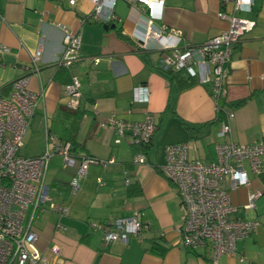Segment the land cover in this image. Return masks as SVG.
Masks as SVG:
<instances>
[{"label":"crops","instance_id":"0c3cea01","mask_svg":"<svg viewBox=\"0 0 264 264\" xmlns=\"http://www.w3.org/2000/svg\"><path fill=\"white\" fill-rule=\"evenodd\" d=\"M92 6L90 0H77L73 6L68 0H0V43L8 48L0 53V96L7 97L11 82L24 75L30 76L29 89L43 90L23 135L32 131L42 138L41 152L31 156L44 152L46 134L51 133L70 139L77 156L114 160L105 166L90 164L79 189L71 193L74 168L63 167L58 154L50 157L45 176L50 201L66 206L68 214L61 215L49 205L36 211L31 225L37 235L36 248L48 264H264V171L249 173V184L237 189L230 190L224 181L237 206L236 216L256 219L259 224L237 241L235 256L216 258L208 245L192 249L179 244L183 210L173 183L162 172L167 144L185 142L190 157L216 161V144L264 141V0H255L250 12L240 13L256 23L232 46L225 95L218 109L208 84L183 72L159 68L161 55H170V50L160 51L155 42L149 48L137 45L132 34L144 28V6L116 0L117 20L108 27L89 16ZM220 10L231 12L232 3L164 0L157 25L179 30L183 44L197 45L227 27L217 16ZM59 25L80 33L77 66L56 64L63 47ZM38 50L39 69L33 72L31 57ZM72 74L80 82L81 100L76 109L67 106L64 90ZM138 85L148 87L147 102L132 101V89ZM229 111L234 112L230 133L219 135L220 123ZM146 113L154 117L156 129L145 146L134 145L128 129L120 136L112 127L101 125L113 115L135 122ZM139 150L146 156L145 163L134 161ZM258 190L262 194L254 208H245L248 195ZM133 213L144 227L127 243H105L101 233L88 225L91 220ZM152 242L159 247L151 250ZM53 246L59 248L58 254L52 253Z\"/></svg>","mask_w":264,"mask_h":264},{"label":"built area","instance_id":"2783aa9c","mask_svg":"<svg viewBox=\"0 0 264 264\" xmlns=\"http://www.w3.org/2000/svg\"><path fill=\"white\" fill-rule=\"evenodd\" d=\"M77 0H68L71 6ZM92 9L89 16L94 20L109 23L117 20L114 11L116 0H90ZM131 5H142L143 30L132 34L138 46L149 48L155 42L163 53L159 68L164 72H183L200 84L210 86V97L215 108H220L219 100L225 95V82L232 46L242 36L251 31L255 20L240 15L250 12L255 0H220L221 6L232 3V11L220 10L217 16L227 22V27L201 44H183L180 32L168 29L164 24L157 25L162 19L164 0H126ZM63 32V47L56 64L70 68L77 66L81 36L77 31L59 25ZM0 43V53L7 51ZM40 50L31 57L30 69L37 72ZM29 75L21 76L10 84L7 97L0 96V264H48L46 257L36 248V233L31 225L36 211L46 205L61 215L68 214L66 206H58L50 201L49 187L45 182L48 161L54 154L62 157V166L74 168L69 187L75 193L80 179L85 176L92 163L105 166L113 158L100 159L90 155L77 156L71 144L54 134H46V149L37 156L20 153L23 135L36 111L43 90L39 92L28 88ZM80 82L72 74L64 90L68 95L67 106L78 108L81 100ZM149 89L138 85L132 89L133 102H147ZM234 112L229 111L220 123L219 135H229ZM110 126L116 134L123 135L128 129L136 146H145L153 138L156 124L154 117L146 113L141 121H123L116 116L101 123ZM117 138L115 142H119ZM216 161H207L189 156L188 144L171 143L164 147L163 174L173 183L180 206L183 210L179 226V244L188 248L210 246L215 258L221 254L236 255V243L256 230V219H243L236 216L237 206L232 202L229 189H237L249 184V173L258 175L264 171V141L246 144L227 140L215 145ZM136 163H145L146 156L139 150L134 154ZM262 190L251 192L244 205L254 208L255 200ZM90 228L101 233L105 243L120 240L127 243L131 236H139L144 225L137 213L112 220H91ZM52 253L58 254L59 248L53 246ZM243 260V257H241Z\"/></svg>","mask_w":264,"mask_h":264},{"label":"rangeland","instance_id":"374dc122","mask_svg":"<svg viewBox=\"0 0 264 264\" xmlns=\"http://www.w3.org/2000/svg\"><path fill=\"white\" fill-rule=\"evenodd\" d=\"M41 149L42 138H39L37 134L29 131L23 138V146L21 147L20 153L22 155L31 156L35 155L36 153H40Z\"/></svg>","mask_w":264,"mask_h":264},{"label":"trees","instance_id":"16d2710c","mask_svg":"<svg viewBox=\"0 0 264 264\" xmlns=\"http://www.w3.org/2000/svg\"><path fill=\"white\" fill-rule=\"evenodd\" d=\"M10 86V85H9ZM61 139V138H60ZM61 140H63V139H61ZM63 141H68V142H70V144H71V149H73V143H72V141H70V139L69 140H63ZM73 152V151H72ZM74 153V152H73ZM159 247V243L158 242H152L151 243V246H150V249L151 250H155V249H157ZM160 250H162L163 251V249L161 248ZM161 251V252H162Z\"/></svg>","mask_w":264,"mask_h":264},{"label":"water","instance_id":"95a60500","mask_svg":"<svg viewBox=\"0 0 264 264\" xmlns=\"http://www.w3.org/2000/svg\"><path fill=\"white\" fill-rule=\"evenodd\" d=\"M105 26L108 27L109 26L108 23H106ZM112 26L114 27V24Z\"/></svg>","mask_w":264,"mask_h":264}]
</instances>
